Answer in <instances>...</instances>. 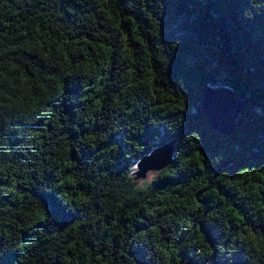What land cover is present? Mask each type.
I'll use <instances>...</instances> for the list:
<instances>
[{"label":"trees","instance_id":"1","mask_svg":"<svg viewBox=\"0 0 264 264\" xmlns=\"http://www.w3.org/2000/svg\"><path fill=\"white\" fill-rule=\"evenodd\" d=\"M0 264H264V0H0Z\"/></svg>","mask_w":264,"mask_h":264},{"label":"water","instance_id":"2","mask_svg":"<svg viewBox=\"0 0 264 264\" xmlns=\"http://www.w3.org/2000/svg\"><path fill=\"white\" fill-rule=\"evenodd\" d=\"M207 96L203 98V109L207 114L208 121L220 132L230 133L238 128L240 125L236 124V120L239 115L241 101L231 93L228 88H208L206 92ZM229 98H233L229 101ZM235 105L237 110L234 116L233 126L225 128L222 125L220 118L216 115L215 110H225L228 106ZM238 106V107H237ZM172 146L167 144L161 148L153 149L148 155L142 156V158L136 163L135 167L138 169L134 174L137 175V179L143 180L146 177V172L153 171L159 172L168 167L172 161ZM145 170V172L143 171Z\"/></svg>","mask_w":264,"mask_h":264},{"label":"bare ground","instance_id":"3","mask_svg":"<svg viewBox=\"0 0 264 264\" xmlns=\"http://www.w3.org/2000/svg\"><path fill=\"white\" fill-rule=\"evenodd\" d=\"M228 89H230L231 93H233L236 96V98L241 101L240 97L236 94V92L233 89H231V88H228ZM206 96H207V94H206ZM232 99L233 98H229V101ZM241 104H242V102H241ZM242 107L243 106H241L240 108H242ZM236 110H237V108L233 104L231 106H228L225 110L216 109L215 113L220 118L222 125H224L225 128H230L233 126V122L235 120L234 116L236 114Z\"/></svg>","mask_w":264,"mask_h":264},{"label":"rangeland","instance_id":"4","mask_svg":"<svg viewBox=\"0 0 264 264\" xmlns=\"http://www.w3.org/2000/svg\"><path fill=\"white\" fill-rule=\"evenodd\" d=\"M143 171L145 172V170H143ZM145 174H146V176H150L153 174V171L146 172Z\"/></svg>","mask_w":264,"mask_h":264}]
</instances>
